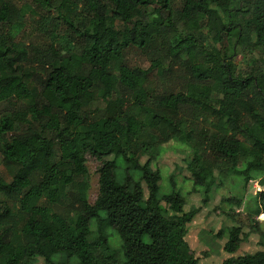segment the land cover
<instances>
[{
	"label": "trees",
	"instance_id": "1",
	"mask_svg": "<svg viewBox=\"0 0 264 264\" xmlns=\"http://www.w3.org/2000/svg\"><path fill=\"white\" fill-rule=\"evenodd\" d=\"M22 1L0 0V24L19 23L0 34V264H199L201 207L153 166L176 139L195 190L255 180L264 212V0ZM61 24L63 45L40 49ZM227 229L222 264H264Z\"/></svg>",
	"mask_w": 264,
	"mask_h": 264
},
{
	"label": "rangeland",
	"instance_id": "2",
	"mask_svg": "<svg viewBox=\"0 0 264 264\" xmlns=\"http://www.w3.org/2000/svg\"><path fill=\"white\" fill-rule=\"evenodd\" d=\"M29 2L30 0H23L20 3L28 4ZM237 5L238 2L233 3L234 7ZM36 18V13L29 12L26 21L27 23H31ZM17 25H19L17 22L0 24V34L15 31ZM31 26H34V23H31ZM65 28V25L61 24L57 31V36L53 38H48L45 35L42 36L39 42V48H46L50 41L56 42L61 47L64 43L62 36ZM229 52L231 54L234 53L232 47H230ZM233 55V59L237 64L246 63L250 58L248 55H242L241 52ZM4 105V103L0 104V110ZM7 140L8 137H5V141ZM190 155L191 150L189 146L182 139H176L169 144H165V151L155 160L153 166L154 168H160L162 174L161 184L165 187L168 184L170 174H175L177 188L186 195V209H189L193 204L201 207L200 212L197 214V220L202 228H200L201 230L199 232L188 235V241L199 257V264H222L223 259L231 255L223 247L227 240V228L235 225L241 227L242 242L233 254L234 256L263 250L264 237L261 238V234L253 227V225H259L260 229L264 231V212L255 213L256 206L258 205V193L260 191V186L257 181L251 180L245 187L243 186L242 179L238 175L233 173H219L218 171L217 178L210 192L205 197L202 189L197 191L193 188L194 184L191 180V174L186 168L185 160ZM107 158L110 159L112 156L110 155ZM147 158L148 155L145 154L139 156L142 164ZM86 163L88 168L86 176L88 198L90 202H93L98 194L97 167L99 161L87 155ZM0 171L5 173L1 158ZM74 189V185L69 188L71 191ZM237 201H240L238 205L236 204ZM220 229L224 231L218 237L215 233ZM98 237V231L93 229L89 235V239L96 240ZM120 242L119 236L113 231H110L108 243L111 249L120 248ZM204 251H206V255H203Z\"/></svg>",
	"mask_w": 264,
	"mask_h": 264
}]
</instances>
